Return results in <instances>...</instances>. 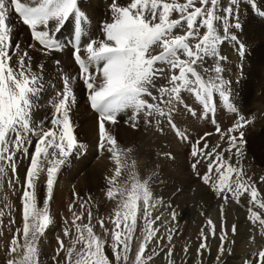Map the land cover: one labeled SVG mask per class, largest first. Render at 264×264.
I'll return each mask as SVG.
<instances>
[{
    "label": "snow or ice",
    "instance_id": "obj_1",
    "mask_svg": "<svg viewBox=\"0 0 264 264\" xmlns=\"http://www.w3.org/2000/svg\"><path fill=\"white\" fill-rule=\"evenodd\" d=\"M230 2L235 4L237 0ZM220 3L221 0H128L122 4L112 0L110 19L102 25V38L89 37L83 43L87 17L78 0H0V186L7 180L13 189L16 184L22 187V226L17 228V235L11 241L6 264H41L40 240L54 222L50 202L57 174L74 151L85 148L78 142L71 119V110L76 104L77 76L62 72V90L50 100L53 108L50 126L34 118L46 88L44 65L34 68L28 52L22 51L19 44L13 47L10 14H18L46 55L62 50L63 45L55 34L70 19L74 20L73 55L79 66L78 78L88 91L91 108L98 113V147L110 153L115 163L106 189V196L114 202V207L107 218L97 217L100 232L95 231L90 209L88 222L84 223V212L74 211L70 205L72 219L70 226L65 219L63 231V236L69 238L68 243L65 245L60 240L57 256L61 250L65 253L64 264H150L160 245L151 250L149 245L162 239L157 236L160 227L154 225L157 221L164 223L161 215H152L163 203L151 188L155 174L140 177L136 162L129 163L132 150L120 148L106 125L116 124L122 114H128L132 127L141 119L146 125L154 121L157 126L166 121L178 138L187 141L186 131L173 120L181 105L192 116L198 115L185 103L182 95L185 92L202 106L204 118L216 111L214 94H218L228 111L237 113L219 64L215 63L214 68L205 67L207 59L213 58L214 62L221 59L218 47L230 33L227 17L219 15ZM223 11L231 15L233 9L228 7ZM222 19L225 36L218 34L217 23ZM234 26L240 25L236 22ZM14 57L15 63H12ZM246 123L240 116L226 132L217 125L215 130L227 147L217 144L210 148L207 141L202 147L193 146L191 167L225 205L229 201L239 204L247 194L248 219L264 235V212L254 210H264V196L240 166L242 129ZM24 159L28 160V166L21 182L18 169ZM201 163L206 166L203 174L198 171ZM125 173L126 178L119 179ZM260 181L264 182V177ZM84 208L85 204L81 203L80 209ZM171 217L175 220L176 213L171 212ZM138 221L142 225L137 234ZM109 223L111 228L107 226ZM207 223L215 236L216 225L211 219ZM232 231L235 232V226ZM227 235L222 226L221 254L225 251L223 242ZM134 238L138 245L135 249ZM167 240L171 242V234ZM199 247L205 249L206 244L201 243ZM106 249H111V257ZM172 257L173 251L169 248L168 264H175ZM246 264H264V248L253 253Z\"/></svg>",
    "mask_w": 264,
    "mask_h": 264
},
{
    "label": "bare ground",
    "instance_id": "obj_2",
    "mask_svg": "<svg viewBox=\"0 0 264 264\" xmlns=\"http://www.w3.org/2000/svg\"><path fill=\"white\" fill-rule=\"evenodd\" d=\"M119 2L124 4V3H127L128 0H119ZM111 3H112V0H78V5H79L80 9L86 14V17H87V20H86L85 24L83 25L86 29L85 34L82 37L83 43H86L88 41L89 37H91L93 39L102 38V36H103L102 25L105 21L110 19V15H111L110 5H111ZM229 3H230L229 4L230 7H232V9H233V12L231 15H227L223 11V9L227 8L225 6L219 12V15L222 18L227 17L228 27L230 28V33L227 35V38H225L218 47L219 56L221 57V59H219L218 61H215V62H214L213 58L207 59L205 62V67L214 68L215 63L219 64V66L222 69L221 76H222L223 80L227 83L228 89L230 91V101L232 104H234V101L236 100L237 90H239V87L244 86L243 84L245 83L246 76L249 75V77L250 76L253 77L255 75L249 84V91H248L247 96H244L245 97L244 100L240 99L241 101H240V103H238L239 105L237 103H236L237 105L234 104L236 106L237 113H233V112L228 111L223 104L226 116L229 120V126L230 127L235 126V124L238 120L237 116L239 113L245 114L244 118L247 121V123H246V126L242 129V131L244 132V137H243V143H244L246 136L250 135V132L253 130L254 123L256 121H264V79L263 80L258 79L260 75L264 74V56L261 53V49L257 48L258 43L261 44V46H264V27H263V25L261 26V29H262L261 33H259L258 31H256V32H245V36H244V35H241L239 33L240 26H239V28H236L232 22L235 20H238L237 22L240 25L243 22H247L246 20L249 17L256 16V14L264 16V0H262L260 2L262 4H260V3H254L253 4L251 2L252 6H249L250 5L249 0H237V3H235V4H232L231 2H229ZM226 4H227V2H226ZM234 14H235V17H234ZM10 17L13 19L12 14L10 15ZM257 17H259V16H257ZM257 20L264 22L263 18H261V19L257 18ZM71 21H72V19H70L67 22V24H65V26L61 29V31L59 33L55 34L56 39L61 42V45H63V48L61 51L50 52L46 55L44 53V51L41 49V46L35 40H33V51H29V52L27 51L29 56L31 57V62H32V65L34 68H36L38 65L45 64L44 70H43V76H44L45 85H46L45 92L50 91L49 86L55 87V85H57L56 83H58V82L56 81V79H57V77H62V72L67 73V74L72 75V76H77V80L78 81L80 80L78 78L79 66L75 63V61L73 60V58L71 56L72 55V44H71L72 38L71 37H72V33L75 29L74 21H73V23H71ZM217 28H218V34L221 36H225L223 19L217 23ZM26 29H27V31L25 30L26 32H24V33L26 34L27 40L31 41L32 39H31V35L29 33V30L27 27H26ZM201 32L203 33L204 29H202ZM252 34H254V35H252ZM233 36L235 37V39H232ZM21 39H22V37H21ZM241 42L245 43V45H246L245 49L243 46L240 45ZM255 44H256V50H257L256 53L254 54V52L252 51V56H251V54L249 56H247L246 52L249 50V47L252 49V48H254ZM25 46H26V44H25ZM21 50L26 51V49L24 47H21ZM30 50H32V49H30ZM259 50H260V52H259ZM81 55L83 56L84 54L82 53ZM56 60L60 61L59 65L54 63ZM13 62L14 61H12V63ZM257 76H258V78H257ZM80 81L82 82V86L80 87L81 92L75 94L76 95V104L73 106V108L71 110V113H72L71 119L74 123L76 122V124L77 123L80 124V126H79V127H81L80 132L82 133L83 136L87 135V134H89L91 136L89 138H84V140L80 138L81 140H83V143L81 142L80 144H83L85 146V148L78 151V152L77 151L73 152V154L68 158V163L66 165L62 166L60 171L58 172L57 178H56V183L54 185V186H56L58 184L59 187L58 186H56V187H58L59 190L61 191L60 194H63L66 197L65 199H68L70 202H73V199H72L73 196L81 197V194L83 191H82V189L78 190V188H79L78 185H80L82 187L81 184L84 182L88 183L87 180L91 182L95 177L99 178L100 175L97 176V174H101L103 170H106V168L109 167L112 162H114L111 158L110 153H108L106 151H101L98 147L99 136H98L97 130L95 131V128H97V126H98V113L91 108L89 103H87L88 99L85 98V95L88 94V91H87L85 85L83 84V81L82 80H80ZM158 83H163V81H158ZM257 84H260V87L256 90ZM53 92H55V91H53ZM51 95H52V93H49V94L47 93V95L44 97V94L42 93L41 99L39 100V106L34 113V118L36 120H38V118L40 119V117L44 116L45 106L48 105V101H49V98ZM182 95H183L185 103L190 106V101L193 100V99H191L193 96L186 93V92L183 93ZM47 108H48V106H47ZM180 110H181V108L179 106L177 112H175L173 114V120H174V123H176V125L179 128L186 131L187 135L189 136V139L187 141H182L180 138H178L176 136L175 132L173 131V129L168 124H166V125L164 124L166 127V129H165L162 123H164V122L166 123V121H163L161 123V125L157 126L154 121L151 124L146 125L144 123L143 119H141L136 127H132L131 122L128 120V115H126V118H124L123 114H122L118 117V122L116 124H114V125L113 124H107L106 125L107 130L117 140L118 146L120 148H122L124 150H128V149L132 150L130 153L129 163H131L132 160H134L136 162L137 171L143 173L142 178H145L152 173L155 174L152 178L151 188L154 192V195L157 198H159L160 200H162L164 206L168 207L167 209H169L167 212H161L159 214L162 216L164 223L161 224L160 221H157L156 226L160 227V230L157 233L158 237L160 236V234L162 232H165L167 230V228L170 227V225H172L175 220L178 221V227H176L177 233H183L184 232V230H185V228L189 222V219H188V217L185 216L187 214L186 211H182V212L178 211L179 206L181 205L182 206L181 208H186L184 210L194 209L193 205H194V201H196V199H194V194L198 193L196 191H195V193L192 191V188H194V186H193L194 179H193V173H192L193 168L191 167L192 164L189 163L190 159H188L189 153H190L189 152V143H190V141L195 140V136H196L195 129L198 126H196V124H195L196 121L194 120V118L191 119V117L189 116L190 113H188L184 108L182 109V111H180ZM195 110H197V109H195ZM47 115H49V114H47ZM197 119H198V116H197ZM250 121H251V123H249ZM194 124H195V127H194ZM48 126H49V124H48ZM207 126H208V124H207ZM90 127H92V129L94 127L93 132H92L93 135L90 134L91 133ZM200 127H201V129L205 130V126L200 125ZM257 128H259V127H257ZM95 132H96V135H95ZM215 136L217 137V135H215ZM200 137H203V136H199V138ZM208 138H209V135H208ZM202 140H203V138H202ZM178 141H180V142H178ZM196 141H195V143H197ZM208 141L210 143H212L211 140L208 139ZM34 143H35V140H33V144ZM195 143H194V145H196ZM201 144H202V142H201ZM193 146H190V147L193 148ZM242 149H243L242 153L244 155H246L248 147H242ZM30 151H31V149H30ZM244 159H246L249 163H251V159H248V158H244ZM25 162H26V159L22 160L19 164L18 171L22 175H25V170L27 168V167H25V164H26ZM248 162H247V164H248ZM78 163H80V166L73 168V170L71 171L70 170L71 167L76 166ZM112 164L114 165V163H112ZM202 166H205V163H203ZM202 169H203V171H205L206 166L202 167ZM246 170H248V169H246ZM249 170H250V168H249ZM203 171L201 173H204ZM82 173H84V175L81 177L80 174H82ZM101 175H103V174H101ZM64 176H65V178L61 179ZM104 177H105V175H104ZM73 178L77 179V181L75 179L72 180ZM99 180H101V178ZM104 181L105 180H103V182ZM91 183H90V187H88L86 189V195H90L92 193L91 192L92 190H94L93 193L96 190L97 191L101 190V189H96L94 187L95 183L93 184V181ZM8 186H9V184H8L7 180H5L3 185L0 186V195H1L0 204L4 200L5 191L8 188ZM104 189H105V187H104ZM102 191H103V189H102ZM209 192L211 193V191H209ZM53 194H54L53 196H58V195L60 196V194L57 195V193L56 194L53 193ZM103 197H104L103 195H99L98 199H100V200L98 202H101ZM81 199H82V197H81ZM81 199L79 198V200H81ZM94 202H95V200H94ZM200 202H201V200H200ZM96 203H97V201H96ZM217 207H215V208H217ZM228 207H230V206H228ZM56 208H57V206H56ZM229 209L231 210V208H229ZM104 210H106V209H104ZM77 211H83L84 212V220L87 219L88 209L81 210L79 208ZM101 211L103 212V210H101ZM95 212H96V209H95ZM98 212L99 213L97 214V216L98 217H104V218H107L111 213L110 211H109L110 213H107V212L101 213L100 211H98ZM171 212L176 213V219L175 220H172ZM237 212L240 213L241 210H238ZM52 216H53V214H52ZM57 216H59V215H57ZM94 216H93L92 223L94 225H97L96 220L94 219ZM240 216H242V215H240ZM66 219L70 223L72 218L71 219L66 218ZM209 219H211L215 223L216 228H217V225L220 223L218 221L217 213H212L210 215V217L208 218V220ZM195 221L196 222L200 221V216L195 217ZM87 222H88V220H87ZM78 223H79V221H78ZM58 225H59L58 223L53 222V224L50 225L49 228H51V230H53L55 232L56 230L59 229ZM226 229H228V228L226 227ZM245 229H246V225L242 224L239 231L245 230ZM230 231H232V229ZM231 234H232V232H231ZM242 241L245 242L244 238L241 241H239V243H241ZM213 245H215V243H213ZM169 248L172 249V247L170 245H169L168 249ZM168 249H166L165 251H167ZM165 255H166V252H164V250H163V252L160 253V256H159L161 264H168V261L164 260ZM209 255H211V254H209ZM251 257H252V253L248 252V251H245V253L241 254L239 257L235 256V255H229L227 257V260H225V264H246V261L250 260ZM208 258H209V256H208ZM210 261H212V260L210 259ZM193 262L195 264L196 258H192L188 264H193ZM175 263H176V261H175Z\"/></svg>",
    "mask_w": 264,
    "mask_h": 264
},
{
    "label": "rangeland",
    "instance_id": "obj_3",
    "mask_svg": "<svg viewBox=\"0 0 264 264\" xmlns=\"http://www.w3.org/2000/svg\"><path fill=\"white\" fill-rule=\"evenodd\" d=\"M249 1H250V5L249 6H252V3L253 4L254 3H260L262 0H260V1L259 0H249ZM226 2H227V4H226ZM229 2H230V0H221L220 9H222L224 6L227 7V8L230 7V5H229L230 3ZM260 4H262V3H260ZM12 16H13V19L11 17H9L11 19V22L15 21L14 19H17V18H14L13 14H12ZM257 16H259V17H257ZM234 17H235V14H234ZM257 18H259V19L263 18L264 19V16L256 14V16L249 17L246 20L247 22H243L242 24H240L239 33L241 35H244V36H245V32H256V31H258L259 33H261L262 32L261 26L263 25V27H264V22L263 21H258ZM73 21L74 20L72 19L71 23H73ZM237 21L238 20L233 21L232 22L233 25H235ZM8 23H10V21H8ZM19 29H20L19 30V34H17V35L14 33L15 32L14 30L12 32V34L14 35V37L12 38L13 47H15V45H16V40L19 39L17 42L21 43V47H24L26 49V51H28V52L29 51H33V38L31 37V39H32L31 41L27 40L26 34L24 33V32L27 31L25 26L22 25V27L19 28ZM252 35H254V34H252ZM21 37H22V39H21ZM243 43L244 42H241L240 45H242L244 47V49H245L246 45H245V43L244 44ZM25 44H26V46H25ZM31 44H32V48H31L32 50L28 49V46H27V45H31ZM257 48L261 49V53L264 56V46H261V44L258 43ZM252 51L254 52V54L256 53V51H257L256 50V44H255L254 48H252V49L249 47V50L246 52L247 56H249L250 54L252 56ZM259 52H260V50H259ZM13 61H14L13 63H15V57L13 58ZM42 65H45V64H42ZM253 77L252 76L249 77V75L246 76L245 83L243 84L244 86L239 87V90H237V92H236V100L234 101L235 105L240 103V101H241L240 99L244 100V98H245L244 96H247L248 91H249V84L252 81ZM257 78H258V76H257ZM258 79L259 80L260 79L263 80L264 79V74L260 75ZM44 81H45V79H44ZM56 81L58 83H56L57 85H55V87L54 86L53 87L49 86V90L50 91H48V92L44 91L43 92L44 97L47 95V93L48 94L52 93V95L50 96L49 101H48V105H47L48 108H47V106H45V114H44V116L40 117V119L38 118V120H37V121L44 120L46 122L47 126H48V124L50 126L49 121H50V118H51L52 112H53V108H52V106H50L51 105L50 104V100H51V98L53 96H55L57 90L58 91L62 90V84H61L62 83V77H57ZM77 81H76V83L74 85L75 94L81 92V88L80 87L82 86V82L80 80L78 82ZM259 87H260V84H257L256 90ZM53 91H55V92H53ZM85 98L88 99V94L85 95ZM191 99H193V100L190 101V106L193 107L194 110L197 109L195 111L198 114L197 116L200 117V118L197 119V116H193L192 117L191 114L189 115L191 117V119L194 118V120L196 121L195 124H196V126H198L195 129V131H196L195 132V134H196L195 140L190 141V143L192 145L189 143V152L190 153H189V158L188 159H190L189 160L190 164H192L193 160H194V158H192V156H191L192 147H190V146H193L196 140H197L196 141L197 143H195V144L197 146L194 145L196 147H202L203 143L205 141H207V143H208L210 148L215 146V145H217V144H220L221 147H227V144L225 143L224 140L220 139V134L217 133L215 129H216L217 125L221 126L220 128H221L222 132H226L228 127L230 128L229 120H228V118L226 116L225 109L223 107V101L218 96V94H216V95L214 94V98H213V102L216 105V111H215L214 114H209V116H208L209 118H204L203 117V115H202V106L195 100L194 96ZM87 103H89V101ZM180 108H181L180 111H182V109L184 107L181 105ZM235 108H236V106H235ZM47 114H49V115H47ZM126 115H128V114H123V117L126 118ZM242 115H243V117H245L244 113H239L237 118L239 119V117L242 116ZM213 120H215V122H216L215 124L212 122ZM249 123H251V121ZM74 124H75V135L77 136L78 142L79 143H81V142L83 143L84 138H89L91 135L87 134V135L83 136L82 133L80 132V128H81V127H79L80 124L79 123L76 124V122ZM162 124H163L164 128L166 129L165 125L167 123L164 122ZM195 124H194V127H195ZM207 124H208V126H207ZM200 125L205 126V130L201 129ZM263 125H264V121H256L254 123V126H253V130L254 131L252 130L250 132V135L246 136L245 141L242 144V147H248L246 155L242 154V156L240 157V166L243 168V170L245 169L244 172L246 173V175L248 174L247 177H250L254 182H256L257 188L260 191L262 196H264V182H261L260 178L264 177V126ZM257 127H259V128H257ZM90 128H91V130H90L91 133L90 134L93 135L92 132H93L94 127H93V129H92V127H90ZM97 128H98V126H97ZM97 128H95V131L97 130V132H98ZM209 133H211V134L209 135V138H208V135H206V134H209ZM95 135H96V132H95ZM215 135H217V137ZM199 136H203V137H200L201 138L200 139ZM80 138L83 139V140H81ZM202 138H203V140H202ZM208 139L211 140L212 143H210L208 141ZM178 142H180V141H178ZM201 142H202V144H201ZM242 147H241V151L243 150ZM233 151H235V150H233ZM225 155H227V153ZM244 158L251 159V163H249ZM234 161H235V157L233 158V162ZM246 161L248 162V164H247ZM25 163H26L25 167H27L28 166V160H26ZM112 163H114V162H112ZM112 163H111V165L109 167L106 168V170L102 171L101 174H103V175L97 174V176L100 175V177L99 178L95 177L92 180L93 184L95 183V185H96V186L94 185V187L96 189H101V190H98V191L96 190L95 191L96 193L95 192L93 193L94 190H92L91 192L93 194L91 193L90 195H86V189L88 187H90V183L92 181L90 182V181L87 180V182L89 184L85 183V182L82 183L81 185H82L83 188L80 185H78V187H79L78 190L82 189V191H83L82 194H81L82 199L79 196H73L72 197L73 202H70L68 199H65L66 197L63 194H60L61 191L58 188L59 187L58 184L56 185L58 187L54 186L53 193H55V194L57 193V195L60 194V196L59 195L58 196H53V199L50 202V209H51L50 211H51V215L53 214L52 217H53L54 222L59 224L58 226H59L60 230L58 229V230H56L54 232L53 230H51V228H49L50 226L46 229L45 234L41 238L40 245H39V251H40L39 259L41 261V264H58V262H59V264H64L65 253L61 250L59 252V255L57 256V250L59 249V243H60L61 239L64 241L65 245H67V243H68V239L69 238L63 236V231H64L63 228L66 227L65 219L66 218H68V219L72 218V213L69 211L70 204H71V206L74 205L73 206V210L74 211H77L80 208V204L81 203L85 204L84 210H86V209L89 210L90 209L92 211V213H93V216L95 215L94 219L96 220V224H97L95 230L97 231V233L100 232V228L98 227L99 225L97 223V217H98L97 214L99 213L98 211H100L101 213H106V212L110 213V212H112V209L114 207V202L108 200V198L106 196V189H107L106 187L108 186L107 185V178L113 175L114 168H115V163H114V165ZM202 164L203 163L198 165V171H199L200 174H203V173H201L203 171L202 167H205V166H202ZM77 166H80V163H78L74 167L72 166L70 170L72 171L73 168H75ZM249 168H250V170H249ZM246 169H248V170H246ZM205 171H203V172H205ZM192 173H193V179H194V181H193L194 188H192V191L194 193H195V191L198 192L197 194H194V199H196V201H194V205H193L194 209H192V210H184L186 208H181L182 206L180 205L179 206V210H178L179 212L180 211L181 212L182 211H186L187 214L185 216L188 217V219H189V222H188L189 225L187 224V226H186V228H185L183 233H177V228L176 227H178V221L175 220L173 222V224L170 225V227H168L169 229L167 228V230L165 232H162L160 234V236H159V237H162V239H160L158 241L154 240L153 243L149 245V250H151V248H153V247H156L157 244L160 245V247L157 248L158 254L154 256V260H153V262H150V264H161L159 256H160V253L163 252V250H164V252H166L164 260L168 261V259H167V251L168 250L167 251H165V250L168 249L169 245L172 247V251H173V257L172 258L176 261L175 264H188L189 261L192 258H196L195 264H225V260H227V257L229 255H235V256L239 257L241 254L245 253V251H248V252L252 253V257L250 258V259H252L253 258V253L258 252L259 250L264 248V235H261L259 228L254 226L252 221H250L248 219V215L249 214H248V211H247V208H248V201L246 199L247 194H245V197L241 198V203L237 204L234 201H229V203L227 205H225V204H223V201L220 198H218L216 195H214L215 193L210 189V187L203 183L202 179L200 178V175L197 174V171L193 170ZM138 174L140 175V177L143 176L142 172H138ZM83 175H84V173L80 174L81 177ZM104 175H105V177L106 176L107 177L105 178ZM126 175H127V173H125L119 179L126 178ZM19 177H20V181L23 182L24 175H22L19 172ZM64 178H65V176L62 177L61 179H64ZM75 178H73L72 180H74ZM100 178H101L102 181L99 180ZM75 180L77 181V179H75ZM103 180H105V181L103 182ZM104 187H105V189H104ZM102 189H103V191H102ZM209 191H211V193ZM43 192H44V188H43V186H41L40 187L41 197L43 196ZM21 195H22L21 184H16L14 189L12 187L8 186V188L5 191L4 200L0 204V212L3 213V215H0V264H6V254H7V252L9 251V249L11 247V241L17 235V228L22 226V216H21V207H22V205H21V200H20ZM99 195H103L104 196L102 198L101 202H98L100 200V199H98ZM0 197H1V195H0ZM79 198L81 200H79ZM94 200H95V202H94ZM200 200H201V202H200ZM96 201H97V203H96ZM56 206H57V208H56ZM214 206L215 207L218 206V207L215 208ZM228 206H230V207H228ZM167 208L168 207L164 206V204L162 203V205L158 206L155 210H153V213H152L153 217H155L156 215H159L161 212H167L169 210ZM221 208H223V213L221 212ZM229 208H231V210ZM95 209H96L97 213L95 212ZM104 209H106V210H104ZM101 210H103V212ZM238 210H241V212L238 213L237 212ZM254 210H256L257 212H264V210H261L259 208H255ZM212 213H217L218 221L220 222L217 225L216 235L215 236L212 235L211 228H210V226L207 223L208 218L210 217V215ZM57 215H59V216H57ZM240 215H242V216H240ZM199 216H200V221L196 222L195 221V217H199ZM83 222L87 223V219L86 220L83 219ZM242 224L246 225V229L239 231V229L242 226ZM141 225H142V221H138L137 234L139 233V226H141ZM68 226H70V223H69ZM107 226L109 228H111V224L110 223L107 224ZM155 226L156 225H154V227ZM222 226L227 231L228 235H227L226 240L223 242L225 251L223 252V254H220L219 249H220V246H221L222 242H221V240H219L218 237L220 235L219 232H220V229H221ZM233 226H235V228H236L235 232L230 231ZM226 227L228 229H226ZM73 232H74V229H73ZM231 232H232V234H231ZM169 234H171V236H172V240H171L170 243L167 240V236ZM243 238H244L245 242L242 241L241 243H239V241H241ZM201 243L206 244V248L205 249H200L199 246H200ZM213 243H215V245H213ZM137 246H138L137 242H136V240L134 238V240H133V249H135ZM185 249H187V251H185ZM106 254L109 257H111L112 256L111 249H106ZM147 254H149V253H146V255ZM209 254H211V255H209ZM208 256H209V258H208ZM53 257H56V259H53ZM218 257H219V259H217ZM210 259L212 261H210ZM193 264H194V262H193Z\"/></svg>",
    "mask_w": 264,
    "mask_h": 264
}]
</instances>
